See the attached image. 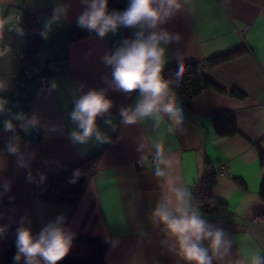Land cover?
Returning <instances> with one entry per match:
<instances>
[{"label": "crops", "instance_id": "0c3cea01", "mask_svg": "<svg viewBox=\"0 0 264 264\" xmlns=\"http://www.w3.org/2000/svg\"><path fill=\"white\" fill-rule=\"evenodd\" d=\"M56 2L0 0V24L2 18L17 15L24 30L19 35L9 30L11 25L4 27L2 43L9 45L12 52L0 60V80L8 85L6 91L0 92V101H6L11 113L37 115L42 128L41 139L32 141L30 130L25 133L19 122L13 120L22 149L27 145L28 150L37 154L31 163L33 182L26 180V169L16 167L15 156L8 155L5 147L0 149V181L11 182L7 201L0 199V227L6 228L0 243L10 227L21 226L23 217H27L24 226L30 227L35 235L63 214L64 226L72 233L109 239L105 264H185L162 245L166 236L153 226L148 215L160 197L151 155L152 142L159 140L165 154L174 159L175 170L191 193L207 168L216 172L212 197L223 205L216 209L208 204L196 205L209 223L230 235L232 256L243 253L251 257L258 252L264 255V200L259 196L264 179V164L259 160V149L264 151V0H189L184 9L161 26L181 36L178 43L166 46L164 68L198 62L199 73L225 92L205 88L190 100L188 108L177 98L183 109L184 132L170 136L165 125L154 129L151 119L122 125L119 111L135 106L138 91L126 94L109 89L107 97L113 104L110 114L117 131L113 132L98 117V127L112 140L103 145L73 144L68 139V132L75 127L68 115L73 108L70 89L80 83L86 84L85 91L107 87L102 77L110 79L111 68L101 57L121 46L125 39L133 38L135 30L122 27L104 39L94 32L69 39V28L77 24L83 7L81 0H59L69 6L67 18L53 27L47 39L40 36L38 55L51 50L62 68L52 77L58 88L46 94L38 79L23 68L27 44L24 13L35 16L40 32ZM128 2L117 0L116 11L125 10ZM237 49L238 54L223 62H207L211 57ZM233 89L245 96L231 95ZM217 111H229L235 117L238 134L221 136L216 132L211 115ZM10 118L8 113L0 115V138L7 133L3 121ZM52 126L62 131H46ZM141 143L145 147L138 151ZM95 154H99L96 170L74 206L38 198L63 165L79 163ZM221 164L226 167L224 175L217 174ZM39 174L46 176L43 183ZM242 204L249 209L244 215L236 211ZM204 243L207 246V241ZM91 251L90 246L72 244L65 258L83 262Z\"/></svg>", "mask_w": 264, "mask_h": 264}, {"label": "clouds", "instance_id": "9594fccd", "mask_svg": "<svg viewBox=\"0 0 264 264\" xmlns=\"http://www.w3.org/2000/svg\"><path fill=\"white\" fill-rule=\"evenodd\" d=\"M188 4L189 0H129L125 10L109 12L108 0H81L83 11L76 19L78 27L94 32L99 39H104L109 33L115 34L122 27L135 31L133 38L125 39L121 46L101 57L102 62L111 68V78L102 77L107 87L85 91L86 84L80 83L70 89L73 108L68 115L75 127L68 132V139L73 144L86 145L94 142L103 145L112 142L111 137L97 125V118L100 117L113 132L117 131V125L110 114L113 104L107 97L109 89L126 94L138 91L139 99L135 106L121 108L119 111L122 125L151 119L154 129L165 125L167 135L174 136L184 132L183 109L177 103L173 89V85L178 87L183 79V63H179L174 80L165 79L162 75L166 64V46L178 43L181 36L170 33L161 26ZM68 7L66 3L57 0L51 17L45 20L39 32L43 39H47L53 27L67 18ZM2 19L0 60L12 52L9 45L2 43L4 27L11 25L9 30L19 35L24 34L19 26V16ZM42 84L45 85L44 91L48 93L58 88L55 79L42 81ZM7 88V83L0 80V92ZM6 113L11 118L3 121V130L11 135L5 142V149L8 155L15 156L17 168L27 170L26 180L31 183L34 180L31 163L37 154L28 150L27 145L22 149L21 137L16 132L13 120L19 122L25 133L40 126V120L35 114L28 116L24 112L11 113L6 107V101H0V115ZM46 131L60 132L62 129L52 126ZM144 147V143H141L138 151H142ZM151 155L155 162L152 170L159 183L160 197L148 215L153 226L159 227L165 234L166 239L161 243L169 252L185 264H264V255L259 252L251 257L243 253L232 256L233 240L230 235L201 215L194 203L193 194L183 177L177 174L174 159L170 154H165L161 141L152 142ZM78 176L77 170L69 183H75ZM39 180L43 183L46 176L39 174ZM10 189V181H0V198ZM236 211L244 215L249 209L246 204H242ZM25 220L27 217L21 218V226L16 230L14 264H59L68 255L74 238V233L64 226L66 218L63 214L48 222L35 235L30 227L24 226ZM5 231V227H0V236Z\"/></svg>", "mask_w": 264, "mask_h": 264}, {"label": "trees", "instance_id": "16d2710c", "mask_svg": "<svg viewBox=\"0 0 264 264\" xmlns=\"http://www.w3.org/2000/svg\"><path fill=\"white\" fill-rule=\"evenodd\" d=\"M119 8L117 0H108L109 12ZM24 21L27 35V44L25 48L26 58L40 52V35L36 18L33 14L25 12ZM89 32L77 26L71 25L68 31V38L74 39L86 35ZM240 52L239 49L228 51L220 55H216L207 59L210 64L223 62ZM58 58V57H57ZM185 72L183 79L178 87L173 85V89L177 98L181 101L185 108L189 107L190 100L205 88H214L221 92L225 90L211 81L209 78L199 73L198 62L183 63ZM179 64L165 67L162 75L165 79L174 80L175 73ZM230 94L243 98L245 94L233 89ZM216 132L221 136H233L239 133L237 121L229 111H217L211 115ZM18 134V133H17ZM11 133L7 132L0 138V149L5 147V142ZM99 154H95L79 163L63 165L56 177L51 179L46 187L39 193L38 198L44 201L74 206L80 198L85 186L93 175L98 161ZM259 160L264 164V151L259 149ZM79 172L78 179L75 183H69L70 178L75 171ZM216 184V172L211 168H207L205 174L201 176L198 185L193 190L194 203L208 204L212 209H216L223 205L219 201H215L212 197V190ZM259 196L264 200V179H262ZM7 201V194L0 198ZM16 230L10 227L6 237L0 243V264H14L13 257L16 254ZM72 244H80L92 247V251L83 262H76L64 258L59 264H105L104 256L109 246V239L102 237H93L86 235L74 234Z\"/></svg>", "mask_w": 264, "mask_h": 264}, {"label": "built area", "instance_id": "2783aa9c", "mask_svg": "<svg viewBox=\"0 0 264 264\" xmlns=\"http://www.w3.org/2000/svg\"><path fill=\"white\" fill-rule=\"evenodd\" d=\"M23 68L25 72L30 73L33 77L38 79L42 86L43 92L46 94H51L52 92L48 93L44 91L45 85L42 84V81L46 82L51 80L52 77L57 73H60L62 69L57 57L51 53V50H45L44 52L40 53V55L34 54L31 57L26 58ZM225 173V165H219L217 174L224 175Z\"/></svg>", "mask_w": 264, "mask_h": 264}, {"label": "water", "instance_id": "95a60500", "mask_svg": "<svg viewBox=\"0 0 264 264\" xmlns=\"http://www.w3.org/2000/svg\"><path fill=\"white\" fill-rule=\"evenodd\" d=\"M42 137V128L41 127H36L32 128L29 131V139L32 141H39Z\"/></svg>", "mask_w": 264, "mask_h": 264}]
</instances>
